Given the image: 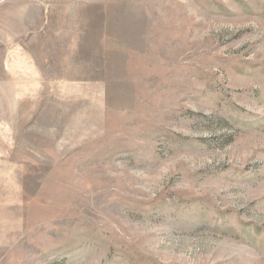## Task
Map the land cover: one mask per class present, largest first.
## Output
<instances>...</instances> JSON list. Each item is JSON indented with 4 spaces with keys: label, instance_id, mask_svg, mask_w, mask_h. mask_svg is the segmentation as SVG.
Returning <instances> with one entry per match:
<instances>
[{
    "label": "rangeland",
    "instance_id": "1",
    "mask_svg": "<svg viewBox=\"0 0 264 264\" xmlns=\"http://www.w3.org/2000/svg\"><path fill=\"white\" fill-rule=\"evenodd\" d=\"M0 264H264V0H0Z\"/></svg>",
    "mask_w": 264,
    "mask_h": 264
}]
</instances>
